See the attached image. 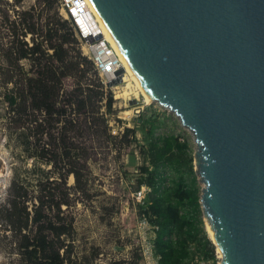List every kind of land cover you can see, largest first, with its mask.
<instances>
[{
	"label": "water",
	"instance_id": "water-1",
	"mask_svg": "<svg viewBox=\"0 0 264 264\" xmlns=\"http://www.w3.org/2000/svg\"><path fill=\"white\" fill-rule=\"evenodd\" d=\"M90 2L149 97L195 133L224 264H264V0Z\"/></svg>",
	"mask_w": 264,
	"mask_h": 264
},
{
	"label": "rangeland",
	"instance_id": "rangeland-1",
	"mask_svg": "<svg viewBox=\"0 0 264 264\" xmlns=\"http://www.w3.org/2000/svg\"><path fill=\"white\" fill-rule=\"evenodd\" d=\"M63 20L68 19L58 0H0V264H27L15 249L14 234L2 212L10 197L12 183L18 181L28 185V196L32 197L38 194L37 184L53 182L51 185L54 186L60 181L59 173L66 171L63 162L55 167L39 157L42 148L47 152V159L55 149L49 144L51 139L47 129L41 133V127H38L40 122L46 125L45 115L38 110H29L25 127L15 129L10 123V115L15 116V113H8L7 97L10 94L18 97L20 88L27 87V79L36 76L40 62H44L42 59L48 53L52 54L46 34L61 26L59 21ZM68 27L67 31L73 32L69 20ZM71 37L74 39L66 45L70 53L80 51L90 60L77 35L74 33ZM31 47L40 48L39 53L15 59L21 49ZM85 69V74L79 78L81 83H103L92 64L85 65ZM76 82L74 75L66 78L65 89H71ZM116 91L113 87L105 89L106 97L113 100L111 111L104 106L107 99L104 100L100 113L91 114L82 121V135L70 133L72 142L78 146L77 151L81 148L80 153L84 156L78 165L82 173L80 185L73 174L67 176L71 205L66 212L73 217L75 229L72 264L159 263L154 247L155 227L143 215L147 186L139 188V182L147 177L142 168L151 166L152 135H174L187 142L195 172L192 174L188 163L182 169L190 185L196 178L194 184L200 190V197L202 194L203 183L195 164L198 144L194 132L169 107L157 101L148 104L140 95L129 100L128 108L123 98H116ZM140 114H143L140 117L142 125L136 126L135 120ZM126 128L135 131L128 132ZM22 134L29 136L28 149L21 144L19 136ZM179 157L184 158V155ZM47 178L58 181H47ZM177 178V171L169 168L168 182L173 184ZM139 191H142L140 196ZM184 212L196 218L197 238L203 244L205 238L210 240L204 247L191 246L188 264H211L212 260L207 256L212 248L216 263L220 264L218 248L211 240L202 206L195 211L188 205Z\"/></svg>",
	"mask_w": 264,
	"mask_h": 264
},
{
	"label": "trees",
	"instance_id": "trees-1",
	"mask_svg": "<svg viewBox=\"0 0 264 264\" xmlns=\"http://www.w3.org/2000/svg\"><path fill=\"white\" fill-rule=\"evenodd\" d=\"M61 26L50 29L46 34L48 46L53 50L40 62L41 67L36 76L27 79V87H21L19 96L8 95L11 112L10 123L15 129L25 127L29 110H38L45 115V126L40 122V132L47 129L50 133V143L55 149L47 159V152L41 149L39 157L57 167L63 162V174L54 186L53 182L37 184L38 194L29 197V186L14 181L7 204L2 207L10 230L14 234L17 253L27 264H72V248L74 244V219L66 210L71 205L67 176L73 174L78 185L82 180L81 164L83 155L81 148L72 142L71 132L82 135V121L91 114L100 113L104 106L111 111L112 98L106 97L104 84L93 82L83 84L79 78L85 74V65L92 64L80 51L71 54L66 45L72 42L75 31L68 32V20L59 21ZM52 30V33H51ZM40 48L21 49L15 59L26 58L39 53ZM74 75L77 77L75 86L65 89V80ZM19 99V100H18ZM140 114L135 124L142 125ZM49 129V131H48ZM134 132V128H126ZM57 132L59 134H57ZM21 144L29 148L28 135L19 136ZM59 138V142H57ZM188 144L180 141L174 135H152L149 147V161L151 166L142 169L147 173L141 186H147V193L143 200V215L155 227L156 237L154 247L159 256L160 264H188L191 260V246L197 244L204 247L210 244L202 243L197 238L199 226L196 218L184 212L186 206H192L195 211L200 210V190L194 184L187 182L182 167L190 164V171L194 174L193 158L187 151ZM77 151V152H76ZM183 154L184 158L179 156ZM46 158V159H44ZM173 168L178 173L173 184L168 182V170ZM30 201V203H29ZM31 204V207L29 206ZM66 206V208L64 207ZM211 264H217L214 249L207 256ZM112 264H125L115 261ZM130 264V263H128Z\"/></svg>",
	"mask_w": 264,
	"mask_h": 264
},
{
	"label": "built area",
	"instance_id": "built-area-1",
	"mask_svg": "<svg viewBox=\"0 0 264 264\" xmlns=\"http://www.w3.org/2000/svg\"><path fill=\"white\" fill-rule=\"evenodd\" d=\"M58 1L83 44L84 53L91 60L94 71L101 77L105 89L112 88L113 86L108 84L118 79L122 73L117 72L122 68L125 72V68L122 56L107 38L103 24L93 12L88 0ZM138 195H142V191H139Z\"/></svg>",
	"mask_w": 264,
	"mask_h": 264
},
{
	"label": "bare ground",
	"instance_id": "bare-ground-1",
	"mask_svg": "<svg viewBox=\"0 0 264 264\" xmlns=\"http://www.w3.org/2000/svg\"><path fill=\"white\" fill-rule=\"evenodd\" d=\"M88 2L90 4L93 12L96 14L97 18L103 24V26L105 28V33H106L107 38L112 42L113 46L121 54L122 59H123V62H124L125 72L122 73L119 76L121 82L119 84L113 86V88L117 89V91L115 93L116 94V98L117 99L123 98L125 100V102H126V107H128V108H130V106L128 104L129 100L136 99L140 95L144 97V100H145L146 103H148V104L149 103H152L154 100H152L149 97V95L147 94V92L143 88L140 80L138 79V77L136 76L135 72L131 68L130 63L128 62V60L126 59L125 55L120 50L118 44L116 43V41L114 40V38L112 37V35L108 31V29L106 28V26L104 25V23L102 22V20L100 19L99 15L97 14V12L94 9V7H93L92 3L90 2V0H88ZM197 144H198V142H197ZM198 148H199V145H198ZM207 223H208V231L210 233L211 240L216 244V246L218 248V253H219L220 258H221L220 264H224V262H223V255H222L221 249H220L219 245L216 243L215 231L212 229V227H211L210 223L208 222V220H207Z\"/></svg>",
	"mask_w": 264,
	"mask_h": 264
}]
</instances>
